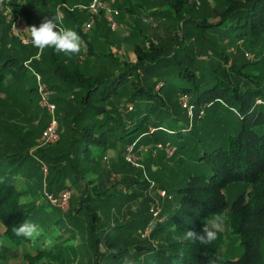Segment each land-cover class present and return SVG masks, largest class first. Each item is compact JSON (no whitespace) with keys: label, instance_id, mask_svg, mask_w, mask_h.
<instances>
[{"label":"trees","instance_id":"16d2710c","mask_svg":"<svg viewBox=\"0 0 264 264\" xmlns=\"http://www.w3.org/2000/svg\"><path fill=\"white\" fill-rule=\"evenodd\" d=\"M57 1L59 4L65 2ZM40 3L45 4L46 0H40ZM169 3L177 13H185L188 5L195 6L194 0H172ZM10 5L25 17L29 27H39L43 22L34 18L35 9H31L26 3L11 0ZM76 12V8L64 10L66 17L71 19L68 22L70 27L85 41V54L90 56L94 54V50L86 41V35L80 31L83 21L80 16H76ZM162 12L156 10L152 14L162 15ZM215 15L216 19L213 21H208L205 17L198 19L193 13L182 17L196 27L210 29L221 36L230 37L237 44H244L256 56L255 61L246 60L243 54L244 62L237 65L222 50L212 48L210 54L214 58L208 60L205 68L198 67L186 53L177 59L176 53L165 54L161 47L145 41L146 37L140 35L143 44L133 43L135 60L121 61V70L110 76H99L96 73L84 74L76 63L77 59L73 58L74 55L56 56L52 48L47 56V67L39 68L35 63L24 65L23 61L36 52V47L22 45L17 39H12L14 50L0 57V91L4 88L7 90V86L3 84L6 79L17 82L26 76L27 70H33L44 77L43 81L53 90V94L74 89L78 92L73 100L60 99L63 101L62 105L56 104L59 100L56 96L52 95L50 98L55 103V113L66 130V135H62V140L59 141L66 145L63 149L58 146L55 150L43 148L28 153L26 150L19 152L15 147L9 152L0 151L2 235L15 244L30 242L29 239L16 236L14 228L24 221L37 224L45 204L55 207L46 196L41 201L33 187L18 189L16 185L32 178L37 174L38 168L40 170L45 165L47 172L43 182L49 194L57 195L62 189H71L72 186L81 191L74 206L64 216L54 220V223L65 221L67 228L64 232L68 229L71 231V235L66 238H73L80 231H85L86 234L89 232L93 257L91 264H101L105 255L112 264H122L128 260L139 264H209L213 257L217 258V264H264V0H224L223 9L216 11ZM64 21L61 26L65 28ZM0 24L7 28L9 26L1 13ZM203 49L205 48L201 47L200 50ZM184 60L187 61L186 65L181 68L180 63L185 62ZM171 63L176 67L173 76L185 84L179 88V96L186 94L194 119L198 117L199 111L204 113V108L219 104L239 120L238 129L235 133L221 135L219 140L224 143L208 146L207 152L194 157L199 165L206 164L210 172L207 175L195 174L187 178L181 187L173 190L176 205L164 208L163 220L155 222L150 230L151 236H166L165 240L100 252V243L113 230L129 229L137 232L152 217L148 212H143L122 224L104 227L99 213L104 208L111 209L119 205L121 201L132 200L134 194L104 188L102 182L84 179V174L76 172L75 164L85 158L102 156L109 147L107 138L113 140L112 145L119 142L124 148L137 135L145 133L150 134L153 144L172 143L180 151L186 148V143L191 147L195 139L185 138L184 134L192 133V119L188 120L190 126L186 124L178 129L164 126L157 119L151 124L154 131L158 132L148 133L145 128L150 123L148 118L153 110V101L159 98L155 87L163 86L157 78L152 81L149 78L164 74L158 73V68ZM146 72L148 76L145 75ZM28 91L29 95L33 93L37 96L35 87ZM124 92L128 93L126 104L118 105ZM178 104L186 116V109L181 107L179 99ZM23 134L25 136L28 132L24 131ZM182 137L185 139H181ZM218 137L211 136V139L215 141ZM16 139L19 144L24 142L21 137ZM62 159L63 164L60 162ZM125 183L137 188L146 187L142 180L129 179ZM159 185L158 182L151 184L153 187ZM233 186L240 188L229 201L227 194ZM163 187L168 189L166 185ZM21 199L29 200L21 204ZM214 214L224 217L229 229L228 235L238 237V243L243 248L239 257L229 259L220 253L219 248L224 242L223 232L208 246L184 239L188 230L201 232L204 222ZM43 218L40 219L41 224ZM44 227L40 229L43 230ZM40 237L45 238V233L37 238ZM39 243L33 245L37 253H51V248L48 249L45 243Z\"/></svg>","mask_w":264,"mask_h":264},{"label":"rangeland","instance_id":"374dc122","mask_svg":"<svg viewBox=\"0 0 264 264\" xmlns=\"http://www.w3.org/2000/svg\"><path fill=\"white\" fill-rule=\"evenodd\" d=\"M17 1L26 3L31 9L34 8V18L40 19L41 21H44L45 17H53L56 13V6L59 4L57 0H46L45 4L40 3V0ZM80 1L82 0H65L63 3L68 6H74L76 4V9H79L81 5L78 3ZM169 1L164 0L161 1V3H158L160 11H163L162 15H154L152 20L145 22L143 21V18L148 17L144 12L147 7L146 4L141 6L143 7L142 9L134 3L132 8L133 17L127 18L128 20L120 21V26L118 24V28L122 30L121 34L116 32V30H110L106 23V31L103 36L106 35L107 40L104 41L102 38L101 40L99 39L94 42V54H91L89 57L85 52L82 53L84 48L82 46L81 52L73 56V58L77 59L76 63L79 65L81 71L84 74L96 73V75L99 76L113 75L117 70L122 69L120 64L121 61L135 60L133 43L137 42L143 44L140 35L146 37L145 41L153 42L161 47L165 54L176 53L177 59H180L184 56V53H186L193 59L198 67L201 66L205 68L208 60L214 58V56L210 54L212 48L222 50L229 60L237 65L244 62L243 54L250 50L244 44H237L232 41L230 37L221 36L219 33H215L210 29L196 27L185 21L184 17H182L187 16L188 13H193L198 19L205 17L206 20L213 21L216 19V11L220 12L223 9L224 0H197L194 2L195 6L188 5V7H186L187 9L185 13H180V11L177 13L176 9L172 7ZM113 7L119 10V19L126 14L125 9L121 8L119 5L114 4ZM99 14L102 15L103 12L100 11ZM103 16L105 18L104 14ZM22 17L24 28H29L25 21V17L23 15ZM41 17L43 19H41ZM65 18L67 17L63 13L61 22H63ZM61 22L60 24H62ZM6 23L8 22L6 21ZM92 25L93 24H91L90 29L92 28ZM3 26L4 25L0 24V30H5L6 26ZM66 29L74 30V28ZM222 29H224V27H222ZM89 30L85 35H88ZM13 38L17 39L10 34L9 26L8 28L6 27L4 32H0V57L4 54H9L10 51L12 52V50H14ZM29 45H32V42H30ZM201 47L205 49L200 50ZM50 52L51 48H36V52L27 57L23 63L24 65L35 63L39 68H45L49 65L47 56H49ZM251 53L253 52L251 51ZM55 54L56 56L63 55V53L57 54L56 52ZM80 56L83 57L81 58ZM186 60H184L185 62L180 63L181 68L186 65ZM246 60L255 61L256 56H254L252 60L247 58ZM175 68L176 67L172 65V63L168 64L167 66L158 68V73L163 72L164 74L151 76L149 78L150 81L157 78L163 83V86L162 88L158 85L155 87V89L158 90L159 98L154 99L153 101V110L148 118L150 123H148L145 128L148 133L158 132L154 131L153 125L151 124L152 121H155L154 119H157L164 126L178 129L180 126L188 124V120L192 119V133L184 134L185 138L195 139V142L192 141L191 147L186 143V148L180 151L174 148L175 146L172 143L163 144L160 142L153 144L151 137H149L150 134L145 133L137 135L134 140L124 148L119 145V142L112 145L113 140L107 138L109 147L102 156L94 159L85 158L78 164H75L76 172L79 175L84 174V179H94L98 182H102L104 188L120 189L122 193L131 192L134 194L132 200L127 202L121 201L119 205H115L111 209L104 208V210L99 213L100 222L104 224V227L116 223L122 224L125 220L135 218L143 212H148L153 218L154 215H152V212L150 211V208H152L151 206L157 208L158 215L156 217L157 220L155 221L161 222L164 218L162 215L164 208L171 204L176 205V200L172 194L173 190L181 187L187 178L195 174L207 175L210 172L206 164L202 166L199 165L194 157L202 152H207L209 149L208 146L212 147L224 143L219 140L221 135L235 133L238 129L239 120L231 111L227 110V108H223L219 104L204 108V113L200 114V112H198V117L195 119L193 115H190L188 112L185 116L183 111L179 109L178 104V99L180 97L179 88L185 84L175 75L173 76ZM32 71L33 70H27L26 76L17 82H12V80L9 81L6 79L3 84L7 86V90L4 88L0 91V151L2 152H9L16 147L19 152L26 150L28 153H32L37 149L53 148V150H55L58 146H61L62 149L66 146L63 141L62 144L59 143V141L62 140V135H66V130L64 124L60 123L59 117H57L56 113L55 118L59 133L58 140L50 143H42L40 141L39 133L47 124V113L38 105V93L37 96L33 93L30 95L28 94L29 89L36 88V80ZM34 72L39 74L40 82L44 83L45 87L50 91V98L52 95L53 97L56 96L59 98V100L56 101L57 105L63 104V101L60 100L62 98H69V101L73 100L75 93L78 92L77 89H74V92L66 90L53 94V90L49 89L48 85L43 81L44 77L38 71ZM257 72H260V75L262 74L259 70ZM145 75L148 76V72H146ZM132 78H135L134 74L132 75ZM127 95V92H124L121 95L118 100V105L126 104L125 101L128 97ZM69 101L67 102V105H69ZM73 104L74 103L72 102L71 105ZM180 105L183 108L181 103ZM199 116L201 117L199 118ZM188 126H190V124H188ZM12 129H19L20 131L13 132ZM24 131L28 132L25 136L23 134ZM70 135L72 136V133ZM211 136L213 138H216V136L219 137L214 141L211 139ZM19 137L24 140L21 144H19L16 139ZM185 138L182 137L181 139ZM133 144L134 148L131 151L132 159H135L141 167L132 165L124 157L128 145L131 146ZM171 150L172 153H170ZM77 157L79 158L80 155H77ZM60 162L63 164L64 160L62 159ZM43 166L45 165H42L40 170L38 168V172H36L37 174L32 178L27 179L25 182L20 181L16 184L18 189H25L28 186L36 189V196H38L41 201H44V193L49 194L43 182L47 172L44 171ZM129 179L136 181L142 180L144 184H146V187L137 188L127 186L125 182ZM153 182H158L160 185L153 187L151 186ZM165 185L168 187V189L166 188L167 191L163 187ZM239 188L236 189L234 186L229 188V193L227 194L229 201L235 196V193ZM70 190L71 196L66 209L59 210L57 207H52L49 204L43 206V213L40 215L36 223L40 228L45 226L44 229L41 230V233H45V238H41V236L40 238L32 239L30 241L31 243L24 242L22 244H15L2 235L3 225L0 223V240H4L7 243L6 247L0 248V264L92 263L93 257L91 255L88 238L89 232L86 234L85 231H80L77 232L73 238H66L71 235V231L68 229V231L64 232L67 228L65 221H60L58 224L54 223V220L64 216L71 206H74L81 194V191L73 186ZM162 190L165 191L164 195L160 194ZM26 200L28 201L29 199H25V201ZM41 218H43V225L40 223ZM149 228H151V226H149ZM222 232L224 242L219 248L220 253L229 259L239 257L242 254L243 248L238 243V237L235 235H228L229 229L226 225ZM165 237L166 236L159 238V236H151L150 232H147L142 236L140 232H133L129 229L123 231L113 230V232L108 234L106 238H103L105 240L100 243V252L102 250H115L118 248L130 247L134 244L156 243L157 240H165ZM37 243H39V245H44L45 243L48 249L51 248L50 254L57 255L37 253L33 247V245H36ZM101 264L112 263L105 255L102 258ZM122 264L139 263H131V261L128 260Z\"/></svg>","mask_w":264,"mask_h":264},{"label":"built area","instance_id":"2783aa9c","mask_svg":"<svg viewBox=\"0 0 264 264\" xmlns=\"http://www.w3.org/2000/svg\"><path fill=\"white\" fill-rule=\"evenodd\" d=\"M197 0H194L196 2ZM11 0H3V3L0 4V13L5 19V21L9 24V32L11 35L15 36L20 44L22 45H28L31 42L30 34L25 31L26 28H24V22L23 17L18 12L14 11L12 6L10 5ZM77 6H68L64 3H60L56 6V13H59L61 16V19L63 17L64 10H73ZM85 10L87 19L83 24L80 26V31L85 34L91 27L92 21L95 17L99 16L100 11L103 12L105 15V19L107 22V26L110 30H116L118 27L119 22L117 21L119 16V10L117 8L113 7L112 1L108 3H104L102 0H90L89 3L86 5H81L79 9ZM150 17L143 18V21H150ZM155 24V23H153ZM60 27L64 28L63 26ZM244 56L247 59L252 60L254 57V54L251 52H245ZM81 58L83 56H80ZM34 73V77L36 80V92L38 93L39 100L38 105L40 108L44 109L47 113L48 120L45 127L42 129L40 133V141L42 143H50L58 140L59 134H58V125L55 118V103L51 101L50 99V91L45 87L44 83L40 82V77L37 72ZM179 101L182 104L183 108L186 109V112H188L190 115L192 114V106L188 103V99L186 94H180ZM200 114L202 111H199ZM133 146V147H132ZM160 147V146H159ZM134 148L133 145H128L125 153V159L130 162L132 165H135L136 167H139L140 164H138L135 159H132V153L131 151ZM154 151V150H153ZM169 152V150H168ZM172 153V150L170 151ZM44 171H46L45 166H43ZM141 167V166H140ZM165 191L162 190L160 192L161 195H164ZM45 196L49 200V202L54 205L55 207L59 209H66L68 206V202L71 196V190L69 188L62 189L57 195L47 194L45 193ZM150 211L152 212L153 218L146 224V226L143 229H140L138 232L142 236L149 233L150 230L153 228V224L157 220V208L154 206H151ZM149 224V225H148ZM151 226V228H149Z\"/></svg>","mask_w":264,"mask_h":264},{"label":"clouds","instance_id":"9594fccd","mask_svg":"<svg viewBox=\"0 0 264 264\" xmlns=\"http://www.w3.org/2000/svg\"><path fill=\"white\" fill-rule=\"evenodd\" d=\"M2 3L3 0H0V4ZM60 22V14L55 13L51 18L45 17L39 27L32 25L25 31L30 34L32 45L37 49L52 48L57 54L63 53L67 56L79 54L82 50L80 35L74 30L60 27ZM24 202L21 199L20 203L23 204ZM224 226V217L220 214H214L210 220L204 222L201 232L188 230L184 239L192 242L198 241L200 244L208 246L219 238L218 234L224 230ZM14 233L18 237L32 240L39 237L41 229L35 223L24 221L19 227L14 228ZM6 246V241L0 240V248ZM209 264H217V258L213 257Z\"/></svg>","mask_w":264,"mask_h":264},{"label":"crops","instance_id":"0c3cea01","mask_svg":"<svg viewBox=\"0 0 264 264\" xmlns=\"http://www.w3.org/2000/svg\"><path fill=\"white\" fill-rule=\"evenodd\" d=\"M90 0H82L80 1L78 4L79 5H86L87 3H89ZM104 3H108L110 1H112L113 5L114 4H117L119 5L121 8H124L125 11H126V14L121 17V19H117V21H119V26H120V21H123V20H128L127 18H130V17H133V5L134 3L137 4L138 6H140V8L143 9V7H141L143 4H146V8L144 10V12L148 15V17L151 18V20L154 18V15L155 14H152L153 11H156V10H160L159 9V6H158V3H161V1H164V0H102ZM166 1H169V0H166ZM191 1V0H189ZM170 2V1H169ZM76 5V4H75ZM74 5V6H75ZM76 16H80V18L82 19L83 22L86 21L87 19V16H86V12L85 10H80L78 9V12H76ZM70 18H65V28H71L70 24L68 22H70ZM82 22V23H83ZM106 20L102 15H99L97 16L93 21H92V28L89 30V33L88 35H86V41L89 42V44L92 46V49H94V42L97 41V40H101L102 38L104 39V41H106V35L103 36L104 32L106 31V27H105V24H106ZM123 23V22H122ZM121 23V25H122ZM124 27H126L125 25H123ZM116 32H118L119 34L122 33V30L120 28H116ZM82 46L85 48V41L82 40ZM83 48L82 50V53L83 52H86L85 49ZM90 57V56H89Z\"/></svg>","mask_w":264,"mask_h":264}]
</instances>
